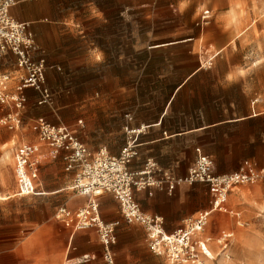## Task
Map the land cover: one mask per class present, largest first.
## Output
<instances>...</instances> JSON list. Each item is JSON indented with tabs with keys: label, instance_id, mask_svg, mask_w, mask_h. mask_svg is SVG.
I'll return each mask as SVG.
<instances>
[{
	"label": "crops",
	"instance_id": "obj_1",
	"mask_svg": "<svg viewBox=\"0 0 264 264\" xmlns=\"http://www.w3.org/2000/svg\"><path fill=\"white\" fill-rule=\"evenodd\" d=\"M200 13L208 14L207 20L198 19ZM10 15L29 23L39 48L34 58H44L46 84L53 94V104L47 106L39 103L33 89H24L25 103L18 123L13 128L0 125L12 130H0V145L15 144L17 130L27 123L37 134L28 135V140L14 148L15 190L11 197L59 193L69 190L72 183L73 172L65 170L63 151L57 160L42 157L36 193H16L18 146L31 143L38 146L39 152H48L34 128L39 117L52 124L76 126L89 155L104 148L110 156H118L129 136L126 128L139 130L135 135L136 155L127 168L141 171L149 162L154 166L150 175L157 180H163L165 175L185 177L195 161L196 148L211 158L215 174L237 171L245 160L264 168L257 165L264 163V67L247 65L246 58L252 56L253 49L245 41L258 38L254 26L258 33L259 24L257 19L244 15L234 0H188L178 10V17L139 20L142 24L136 30L131 20H122L121 50L107 59L106 72L101 77L102 61L93 56L100 49L99 43H87L77 28L78 20L60 7L59 0H16ZM103 22L109 24L110 20ZM83 47L85 53L79 54ZM80 65L94 73L91 82L96 93L89 101H73L64 93L69 86L67 74ZM22 72L13 54L0 57V74L11 76L10 90H14ZM0 107V111L5 109L0 117L15 111L11 103ZM71 107H75L74 116H68ZM79 118L81 125H76ZM45 159L56 161L44 165ZM60 159L64 170L63 165H56ZM43 185L45 189L60 188L47 191ZM133 195L143 213L162 218L165 233L175 231L187 219L211 207L208 185L201 182L176 184L169 191L164 181L159 186L134 188ZM70 201L71 206L56 207L55 221L47 210L40 221L29 223L27 231L31 236L26 255L21 257L25 264H101L98 238L87 230L67 226L55 216L62 206L69 210L85 207L90 197L76 193ZM97 201L102 220L118 222L112 245L114 264H143L147 259L163 264L164 258L149 250L143 226L124 221L113 194L104 193ZM235 213L239 219L240 212ZM231 235L232 232L222 233L220 239ZM18 247L19 244L10 249L11 255ZM225 247L226 243L222 249ZM225 252L223 257H229ZM204 259L212 258L201 255L202 264ZM164 263L167 264L165 259Z\"/></svg>",
	"mask_w": 264,
	"mask_h": 264
},
{
	"label": "built area",
	"instance_id": "obj_2",
	"mask_svg": "<svg viewBox=\"0 0 264 264\" xmlns=\"http://www.w3.org/2000/svg\"><path fill=\"white\" fill-rule=\"evenodd\" d=\"M15 4L16 0H0V57L8 53L13 54L16 63L23 70L13 91L8 87L11 76L8 73L0 74V104L11 103L15 108L14 112L0 117V125L8 128H13L18 123L20 110L25 103L24 89H33L40 104H53V94L46 84V62L44 58H34L39 48L29 29V23L17 21L10 15V8ZM207 18L203 15L201 20ZM34 128L40 140L47 145L48 152H39L36 144L23 143L18 146L15 155L16 193L21 196L36 193L42 157L56 159L65 151V170L73 172L69 189L77 194L89 196L90 201L85 207L75 210L62 206L55 216L75 230L95 227L106 264H114L112 245L116 242L115 228L118 222L102 220L97 201L102 194L114 195L125 222L143 226L149 250L162 256L167 264H202L201 255L207 253L198 236L207 226L211 214L217 211L231 212L226 205L228 193L240 184H253L264 178V168H256L247 160L242 162L237 171L215 174L212 171L211 158L196 148L195 161L185 177L172 178L165 175L163 180H157L150 175L154 166L149 162L141 171L133 172L127 168L130 160L136 155L135 135L139 130L126 128L129 136L120 154L110 156L104 148L94 155H89L76 130L68 125L52 124L39 117L34 122ZM164 181L167 182L169 191L180 183L207 184L211 194L210 209L187 219L184 225L175 231L165 233L162 218L143 213L133 195L134 188L159 186Z\"/></svg>",
	"mask_w": 264,
	"mask_h": 264
},
{
	"label": "rangeland",
	"instance_id": "obj_3",
	"mask_svg": "<svg viewBox=\"0 0 264 264\" xmlns=\"http://www.w3.org/2000/svg\"><path fill=\"white\" fill-rule=\"evenodd\" d=\"M187 2L188 0H59L60 7L64 8L67 13L73 14L78 20L77 28L82 31L87 43L89 45L91 42L99 43L100 49L95 50L93 56L99 57L102 61L99 67L100 77L106 72L105 62L107 59L112 58L114 53L121 50L122 20H131V26H135L133 29L136 30L142 24V22H138L139 20L178 17V10L184 8ZM234 2L238 8L242 9L244 15L257 19L259 24L258 33L254 26V32L258 38L253 37L252 41L251 38L245 40L253 49L252 56L246 58L247 65L264 67V0H234ZM248 10L252 12V16L248 14ZM203 15L209 17L208 14L200 13L198 19L201 20ZM97 19L100 20L99 24L93 21ZM106 19L110 20L109 24L103 22ZM76 42L74 44L78 45ZM82 53H85V47L79 50V54ZM93 76L94 73L92 74L89 68L83 65L74 68L71 73L67 74L69 86L64 92L65 95L73 101H89L96 93V86L91 82ZM79 105L80 103L77 104V106ZM74 108H69L68 116H74ZM4 111H0V114H3ZM80 119L77 120L76 125H81ZM82 123H84L83 119ZM70 126L73 129L76 127ZM0 130L12 131L5 127H0ZM28 135L37 137V134L31 130L30 123L17 130L15 144L0 145V176L6 177L5 183L0 181L1 194L12 195L15 190L12 154L15 146L24 140H28ZM22 137L24 139H20ZM5 151H10L11 157L10 160L2 161ZM56 160L45 159L43 163L47 165ZM63 164V160L60 159L56 165ZM257 165L264 167V163L261 161ZM53 174L55 173H51V175ZM59 188L49 186L46 189L44 187L43 190L54 191ZM230 193L229 209L232 211L228 213L215 212L204 232L198 236L214 256L212 259H204L203 264H221V258H224L227 264H264V178L253 184H240L234 187ZM74 195L76 193L69 189L41 196L0 199V264H25L21 257L24 258L26 255V245L31 236L27 231L30 226L29 223L40 221L43 215L46 216L47 210L52 216V222L55 221L56 207L62 204L71 206L70 200ZM235 212H240L239 219ZM237 221L241 224H237ZM81 230L89 231L99 240L95 227L78 231ZM227 232H232V235L224 238V241L220 239L222 233ZM207 238L210 240L206 243ZM225 243L227 247L222 249ZM18 244L19 247L11 255L10 249ZM99 250L101 264H106L100 241ZM224 252L229 257H223ZM143 264L159 263L147 259ZM163 264H165L164 259Z\"/></svg>",
	"mask_w": 264,
	"mask_h": 264
},
{
	"label": "bare ground",
	"instance_id": "obj_4",
	"mask_svg": "<svg viewBox=\"0 0 264 264\" xmlns=\"http://www.w3.org/2000/svg\"><path fill=\"white\" fill-rule=\"evenodd\" d=\"M10 157H11L10 151H5L4 154H3V156H2V161L10 160ZM0 181L3 182V183H5V182H6V177H5L4 175H1V176H0ZM55 192H56V191H55ZM11 196H12V195H4V194H1V193H0V199H2V200H6V199L10 198ZM202 245H203L204 251H205V252H206L211 258H213L214 256H213L212 252L207 248V246H206L205 244H203V243H202ZM224 260H225L224 258H221L220 263H221V264H227ZM209 262H210V261H209Z\"/></svg>",
	"mask_w": 264,
	"mask_h": 264
},
{
	"label": "snow or ice",
	"instance_id": "obj_5",
	"mask_svg": "<svg viewBox=\"0 0 264 264\" xmlns=\"http://www.w3.org/2000/svg\"><path fill=\"white\" fill-rule=\"evenodd\" d=\"M97 59H99V57H97Z\"/></svg>",
	"mask_w": 264,
	"mask_h": 264
}]
</instances>
